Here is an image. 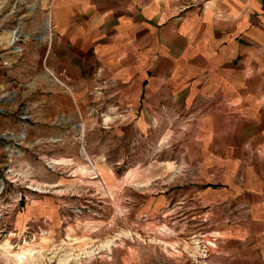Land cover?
<instances>
[{
    "label": "rangeland",
    "instance_id": "1",
    "mask_svg": "<svg viewBox=\"0 0 264 264\" xmlns=\"http://www.w3.org/2000/svg\"><path fill=\"white\" fill-rule=\"evenodd\" d=\"M51 3L0 0V264H211L222 245L211 222L216 205L205 198L264 190V111L261 125L251 102L226 111L241 120L230 125L202 94L192 109L175 104L162 111L159 142L136 141L160 159L111 189L78 142V125L86 117L116 122L125 111L105 110L116 84L94 75L92 64L80 65L77 80L73 68L50 74ZM225 204L223 223L250 219V207Z\"/></svg>",
    "mask_w": 264,
    "mask_h": 264
},
{
    "label": "crops",
    "instance_id": "2",
    "mask_svg": "<svg viewBox=\"0 0 264 264\" xmlns=\"http://www.w3.org/2000/svg\"><path fill=\"white\" fill-rule=\"evenodd\" d=\"M45 9H51L55 32L44 47L50 74L62 76L73 68L71 76L77 80L80 65L92 64L94 75L116 84L106 93L104 107L125 111V116L109 124L80 118L77 139L84 142L90 161L109 177L111 189L113 181L122 185L133 171L160 159L154 147L136 141L144 135L148 147L159 142L166 134L162 111L175 109V104L192 109L202 94L206 107L213 106L230 125H239L240 117H228L226 111L251 102L254 124H262L256 120L264 111V0H52ZM65 97L75 100L65 95L63 101ZM227 136L236 138L234 133ZM184 154L192 157L189 143ZM205 201L216 205L211 222L222 245L210 263L264 264V190ZM224 202L250 207V219L223 223Z\"/></svg>",
    "mask_w": 264,
    "mask_h": 264
},
{
    "label": "built area",
    "instance_id": "3",
    "mask_svg": "<svg viewBox=\"0 0 264 264\" xmlns=\"http://www.w3.org/2000/svg\"><path fill=\"white\" fill-rule=\"evenodd\" d=\"M205 247V250H207V246H204Z\"/></svg>",
    "mask_w": 264,
    "mask_h": 264
},
{
    "label": "bare ground",
    "instance_id": "4",
    "mask_svg": "<svg viewBox=\"0 0 264 264\" xmlns=\"http://www.w3.org/2000/svg\"><path fill=\"white\" fill-rule=\"evenodd\" d=\"M14 34L16 35V34H17V32H14Z\"/></svg>",
    "mask_w": 264,
    "mask_h": 264
}]
</instances>
